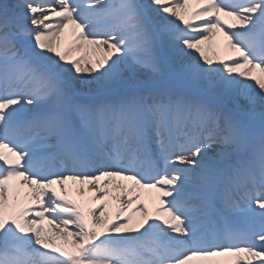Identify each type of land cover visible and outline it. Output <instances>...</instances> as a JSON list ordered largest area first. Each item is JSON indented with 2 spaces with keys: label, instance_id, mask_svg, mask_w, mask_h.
<instances>
[{
  "label": "snow or ice",
  "instance_id": "obj_1",
  "mask_svg": "<svg viewBox=\"0 0 264 264\" xmlns=\"http://www.w3.org/2000/svg\"><path fill=\"white\" fill-rule=\"evenodd\" d=\"M0 264H264V0L0 3Z\"/></svg>",
  "mask_w": 264,
  "mask_h": 264
},
{
  "label": "bare ground",
  "instance_id": "obj_2",
  "mask_svg": "<svg viewBox=\"0 0 264 264\" xmlns=\"http://www.w3.org/2000/svg\"><path fill=\"white\" fill-rule=\"evenodd\" d=\"M14 3H16V0H13V4ZM93 87H94V85H93ZM85 91H87V86H85ZM49 227H51V226H49Z\"/></svg>",
  "mask_w": 264,
  "mask_h": 264
}]
</instances>
